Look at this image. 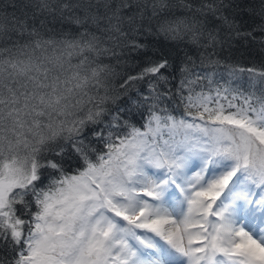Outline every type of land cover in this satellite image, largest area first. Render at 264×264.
<instances>
[{
  "label": "snow or ice",
  "instance_id": "obj_1",
  "mask_svg": "<svg viewBox=\"0 0 264 264\" xmlns=\"http://www.w3.org/2000/svg\"><path fill=\"white\" fill-rule=\"evenodd\" d=\"M231 9L0 0V264H264V65L216 71L252 37Z\"/></svg>",
  "mask_w": 264,
  "mask_h": 264
},
{
  "label": "trees",
  "instance_id": "obj_2",
  "mask_svg": "<svg viewBox=\"0 0 264 264\" xmlns=\"http://www.w3.org/2000/svg\"><path fill=\"white\" fill-rule=\"evenodd\" d=\"M170 2L174 3L175 0H170ZM225 3H231L233 14L244 22V27L240 30L242 32H251L252 37L255 38L233 36L230 41H226L222 45L220 54L215 57V59L220 61L216 71L223 73L225 79H227V73L231 67L259 68L264 65V45L259 43L260 40L264 39V36H261L257 28V25L264 21L261 20L259 15L260 0H225ZM225 34L230 35L228 33ZM156 48L159 51L170 53L168 58L173 64L180 63L178 57L183 55L182 49L184 46L182 44L179 45L178 49L170 42L164 41L162 45L157 43ZM104 62L107 63L108 61ZM137 71H139V68L133 67L131 74H135ZM137 86L139 87L140 85Z\"/></svg>",
  "mask_w": 264,
  "mask_h": 264
}]
</instances>
